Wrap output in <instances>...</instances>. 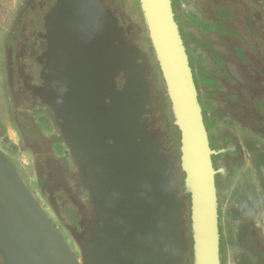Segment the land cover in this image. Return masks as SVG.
<instances>
[{"label":"water","instance_id":"1","mask_svg":"<svg viewBox=\"0 0 264 264\" xmlns=\"http://www.w3.org/2000/svg\"><path fill=\"white\" fill-rule=\"evenodd\" d=\"M131 16L115 0H28L9 52L15 85L53 113L90 221L70 247L0 152L11 264H223L220 177L173 0H136ZM149 76L171 105L183 182Z\"/></svg>","mask_w":264,"mask_h":264},{"label":"flooded vegetation","instance_id":"2","mask_svg":"<svg viewBox=\"0 0 264 264\" xmlns=\"http://www.w3.org/2000/svg\"><path fill=\"white\" fill-rule=\"evenodd\" d=\"M115 2L127 16V2ZM26 6L28 0H16L0 32V152L43 205L60 237L75 248L90 221L88 192L53 113L16 87L10 62ZM173 8L220 177L223 264H264V0H173ZM248 59L262 75L248 69L243 61ZM170 110L156 107L155 112L167 119L163 139L172 151L173 139L178 145L180 140L178 132H170ZM178 159L174 154L177 168ZM0 264H11L1 251Z\"/></svg>","mask_w":264,"mask_h":264},{"label":"rangeland","instance_id":"3","mask_svg":"<svg viewBox=\"0 0 264 264\" xmlns=\"http://www.w3.org/2000/svg\"><path fill=\"white\" fill-rule=\"evenodd\" d=\"M124 1H126L127 3H125V5H127V7L125 8V11L126 12H128L127 13V16H124V13H122L121 12V10H120V12L123 14V16H124V18L125 19H131V10H132V8H133V6L135 5V3H136V1H134V5H132V7H131V3L133 2V0H124ZM16 2V0H4V5H3V7H2V9H1V15H0V32H1V27H2V25H3V20H4V18H5V16H6V13L7 12H9L10 11V9H11V7L13 6V4ZM132 39L135 41V42H138V43H140L141 41H142V39L139 37V35L137 34V33H134L133 34V36H132ZM212 56L214 57V60H215V62L218 64V66L220 67V64H221V62H220V60H219V58L216 56V55H214V54H212ZM243 61H246V62H244L245 64H246V66L248 67V69H251V70H253L254 72H256V73H258L259 75H262L263 74V71H261L259 68H258V66L255 64V63H253L252 62V60H243ZM219 71H221L220 69H219ZM149 82H150V84H151V89H152V82H157L158 83V79L156 78V77H151V76H149ZM152 99H153V101H154V103H155V107H154V115L157 117V118H163V119H166V117H164V115H160V116H158L157 114H156V112H155V109H156V107L159 109V111H165V109H163L160 105H159V100L157 99V98H155V96H154V94H153V90H152ZM163 113V112H162ZM166 125H167V119H166V124H164L163 125V128H162V130L164 131V128L166 127ZM180 168V167H179ZM179 168H177V171H178V169ZM179 171H181V169L179 170ZM179 174V173H178Z\"/></svg>","mask_w":264,"mask_h":264},{"label":"trees","instance_id":"4","mask_svg":"<svg viewBox=\"0 0 264 264\" xmlns=\"http://www.w3.org/2000/svg\"><path fill=\"white\" fill-rule=\"evenodd\" d=\"M152 90H153V94H154L155 98H157L159 100V105L163 109H167V108L171 107V105H170V103L168 101V98L166 96L165 87L164 86H162V87L160 86V81L158 83L157 82H152ZM170 132H173V134H176L177 130H176V128H174V126H172ZM173 134L171 136H173ZM172 147H173V149H172L173 154L177 155V158H178L179 157L178 140H174L173 139ZM182 182H183V179H182Z\"/></svg>","mask_w":264,"mask_h":264},{"label":"built area","instance_id":"5","mask_svg":"<svg viewBox=\"0 0 264 264\" xmlns=\"http://www.w3.org/2000/svg\"><path fill=\"white\" fill-rule=\"evenodd\" d=\"M3 5H4V0H0V15H1V9H2Z\"/></svg>","mask_w":264,"mask_h":264}]
</instances>
